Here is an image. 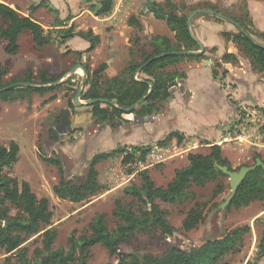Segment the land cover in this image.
I'll use <instances>...</instances> for the list:
<instances>
[{
	"label": "trees",
	"instance_id": "obj_1",
	"mask_svg": "<svg viewBox=\"0 0 264 264\" xmlns=\"http://www.w3.org/2000/svg\"><path fill=\"white\" fill-rule=\"evenodd\" d=\"M149 6L153 15L158 19H163L170 31L174 33L175 41L172 43L167 36H153L149 44L151 51L142 52L139 61L132 60L119 75L112 78L102 80L101 72L105 64L92 71L80 98L85 101L93 100L90 112L96 123L114 122L121 118L123 113H134L141 117H150L160 113L171 98L170 87L175 85L178 79L186 77L185 72L169 68L185 59L200 61L205 57L204 54L180 55L176 53L182 50L196 51L199 46L191 38L187 26L188 14L182 12L173 0H164L163 3L151 2ZM35 8L37 7H32V9ZM112 8L113 0H100L89 6V10L96 16L106 15ZM208 9L198 10V15L210 16L203 12ZM209 11L221 12L213 5ZM223 16L232 20L238 29L241 28L248 34L246 35L241 29L238 32L224 31L221 34L225 41L237 45L240 52L248 59L253 71L264 72V32H254L250 27L252 22L247 25L237 16L231 14ZM210 17L216 21L223 20L217 15ZM0 19L5 23L0 27V38L5 41L4 50L7 54L15 55L18 52L19 36L25 31L31 34L36 47L42 48L54 42L49 31L51 29L45 31L42 25L31 16L22 15L18 9L1 1ZM58 22L56 26L64 25V21ZM127 22L129 25L141 27L133 15L128 18ZM60 30L62 31L58 34L62 43L65 39L77 35L90 43L89 49L91 50L99 42V37L91 29L74 31L73 27H69ZM252 35L258 36L262 42L256 41ZM161 54L164 55L152 59ZM221 59L231 64L238 62L237 57L232 53L224 54ZM84 68L89 74V69L86 66ZM7 73L8 71L0 65V101L2 102L14 100L23 93L43 95L53 91L60 87L61 83L58 81L64 74L51 77L46 72L40 71L37 80H33V73L28 70L23 78L13 77L6 81ZM17 82H29L32 85L11 86ZM149 82L152 84L151 88ZM8 86L11 87L3 90ZM69 91L73 96L68 100V107L73 108L75 106L73 98L77 90L71 88ZM260 110L264 114V108ZM55 122L59 123L58 116L55 117ZM174 136L181 138L179 133L172 132L165 140H161L160 144ZM50 138L57 139L53 130L50 131ZM138 149V147H133L130 152L116 149L112 153L94 155L81 181L66 178L58 160L45 158L47 162L57 166L60 174L59 182L52 187L53 193L59 199L74 203L82 202L100 193L103 186L98 181L96 165L120 153H124L121 163L131 165L136 162L135 154L138 151H140V158L143 159L147 150ZM18 152L19 147L14 141H11L8 146L0 145V250L5 255L4 262L1 264H86L89 250L95 245L104 247L110 255L120 256L116 264H229L225 261V257L240 252L244 245V236L251 231L249 225L238 227L224 233L219 238L206 240L199 247L183 249L172 246L160 255L122 253L119 250V245L135 232L149 234L160 230L164 235H172L175 232L176 229L168 222L167 211L161 209L156 204V200L181 206L193 199V186H204L218 177L225 176L215 167V163L228 165L229 169H232L229 162L222 157L220 146L213 145L206 155L189 153L187 166L176 169L174 177L164 188L155 186L146 169L140 170L138 172L140 184L126 186L123 189L127 195H131L133 200L137 201V204L115 201V208L112 211V217L115 220L113 229L108 228L106 215L98 212L91 218L85 232L78 237L72 234L68 238L66 249L54 248L57 232L49 228L53 214L49 208L48 199L45 197L38 199L26 181L19 183L16 178L7 173V170L18 161ZM258 157L261 156L256 154L254 161ZM132 171L130 168L127 169V173ZM216 190L220 193L223 185L218 184ZM254 201H264V169L262 167L246 175L227 209L246 207ZM204 220L205 216L201 211L195 207L191 208L182 221V229L190 231ZM36 235L40 237V246H35L30 255L29 245H26V242ZM34 242L37 243L38 240L34 239ZM263 255L264 232L259 243V259Z\"/></svg>",
	"mask_w": 264,
	"mask_h": 264
},
{
	"label": "rangeland",
	"instance_id": "obj_2",
	"mask_svg": "<svg viewBox=\"0 0 264 264\" xmlns=\"http://www.w3.org/2000/svg\"><path fill=\"white\" fill-rule=\"evenodd\" d=\"M5 2L13 8L18 9L20 14L31 16L34 20L38 21L45 31H50L54 42L49 45L39 48L33 43L32 36L29 32L25 31L19 36V50L15 55L7 54L4 50L5 41L0 38V65L7 71L5 80L11 78H23L28 70L33 73V80H37L40 71H44L49 76L58 75L59 72L69 69L66 67V52L63 43L60 42L58 32L55 27L58 21H64L62 29L73 27L74 31L93 29L92 26L97 28L99 32L105 37V24L97 20H93L91 14L85 15L81 20H73V17H80L84 10L89 9L92 3L99 2L100 0H0ZM117 0H113L114 5ZM129 0H125L128 2ZM182 12L188 16L198 10H203L212 7V5L221 11L219 14L237 16L243 23L249 24L251 29L255 32H264V0H173ZM124 2V3H125ZM37 7L32 9V7ZM114 7V6H113ZM51 8H55L53 11ZM151 7L149 6V9ZM208 9V10H209ZM93 14V12L91 11ZM150 12H146L148 15ZM140 7L137 8V15L141 16ZM135 15V14H131ZM210 15V14H207ZM212 16V15H210ZM210 16H199L204 20H215ZM130 17V16H129ZM79 19V18H78ZM226 20V19H223ZM161 19L155 23V33L168 34L173 43V36H170V31L167 29L165 23L161 24ZM97 23V24H96ZM198 27L199 22H194ZM5 23L0 19V27ZM148 25V22H146ZM224 28H229L231 32H238V27L227 22L223 23ZM161 27V28H160ZM149 25L146 26V31ZM207 35L210 36L212 41L217 45H221V37H219L215 29L208 27L206 29ZM155 36L154 34H144V30L140 27H134L130 34V41L133 44L131 48L132 59L138 61L141 59L142 52H150V39ZM167 36V35H166ZM253 38L262 42L261 39L252 35ZM107 37V36H106ZM78 40L85 43V41L78 38ZM106 41V38H105ZM75 42V40L73 41ZM207 59L216 61L217 58L214 54H207ZM209 59V60H210ZM133 60V61H134ZM49 61V63L45 62ZM194 60H183L177 65L170 67L171 70L185 71L188 64ZM248 61L240 56L239 63L234 67L240 68L238 70L244 75V81L248 84L254 83L261 84L264 88V74L262 76L255 75L250 72ZM73 65V64H72ZM89 68V64H86ZM43 67L42 70L40 68ZM90 69V68H89ZM190 71V70H189ZM194 77L188 83L195 84L199 80L209 78L211 74L210 68L201 66L200 69L193 68ZM215 72L218 77L221 76L225 86H237V80L230 76L229 70L223 67H215ZM69 71L64 75V78L58 82L61 83L60 87L49 91L43 95L36 93L20 94L16 99L7 101L8 103L0 101V145L8 146L10 140H15L19 145L18 161L7 173L17 179L19 183L27 181L31 190L35 193L38 199L47 198L49 201V208L52 211L51 225L49 228L55 229L57 236L54 242V248H67L68 238L73 234L75 237L80 236L88 229V224L95 213H104L106 215V222L109 229L115 227V220L112 217V211L115 208V201L120 200L122 203L134 202L131 195L124 192V187L130 185H139L140 177L135 172L133 178L128 182H122L127 169H139L138 163L131 165H123L121 163L122 156H115L112 159L103 161L97 166L98 181L103 186V190L82 202L74 203L68 200L59 199L54 195L52 187L59 182L60 174L58 168L54 163L47 162V159L58 160L64 171L66 178L81 181L87 171L90 159L97 153L102 152V149H120L122 144H106L113 142L115 139L120 140L122 137L127 136L122 132L118 133L112 130L111 126L103 128L101 125L100 133L95 136L94 141L90 138V134L98 130L100 123L93 122L89 126L83 124H74V128L68 127L66 132H58V124L55 122V117L59 115V109H66L68 107V100L73 94L69 91L71 88H79L82 82L83 71L78 69V73L68 75ZM189 75V72H188ZM137 78V76H136ZM70 79L69 81H66ZM250 79H253L251 82ZM74 80V82L72 81ZM66 81V82H65ZM226 81V82H224ZM220 83L216 81L215 84ZM264 91V90H263ZM231 93V92H229ZM213 101L202 106L208 110L210 107L221 108L222 97H217L216 92H213ZM67 95V96H66ZM233 97V96H232ZM241 98H248L243 92ZM257 100L252 99L246 105L237 107L238 114L242 117L235 129L238 131L249 133L247 140L251 142L249 148L245 151L249 159L246 162H230L229 165L232 169H237L242 165H252L256 154H260L261 159L264 161V153L258 152L254 143L264 144V115L260 108H264V92L258 94ZM82 102L85 100L80 99ZM227 96L224 98V106L227 109ZM230 103V102H229ZM75 105V104H74ZM231 105V104H230ZM231 108V106H230ZM70 109V108H69ZM89 108L87 105H75L70 109V113L74 118L79 121H84ZM223 115L225 112L222 109ZM72 117V116H71ZM156 117V116H155ZM231 121V119H230ZM142 122V120H141ZM232 122V121H231ZM140 123V122H138ZM164 122H162V125ZM137 124V123H136ZM160 124L156 125L154 122H146L142 124L141 129L145 135H149L153 131H157ZM245 128L248 131L243 130ZM54 131L57 139L50 138V131ZM67 133V134H65ZM235 135V132L231 133ZM73 135H76L74 137ZM129 135V134H128ZM128 140H132L129 138ZM234 140L233 138L229 141ZM206 142V141H205ZM204 143V141H203ZM233 143V142H230ZM204 145V144H203ZM129 152L132 149L128 148ZM236 150V151H235ZM227 149L230 160H235L238 156L237 149ZM206 155L209 153L208 148H199L196 152ZM225 156V155H224ZM227 158V156H226ZM187 157H179L178 161H173L169 164H155L152 169L147 170L150 178L156 187H166V185L174 177L176 169H181L187 166ZM161 165V166H160ZM222 184L223 190L217 192V185ZM107 190V191H106ZM193 199L184 203L181 206L166 203L161 200H156V204L163 210L167 211V219L171 226L176 230L172 235H164L160 230L153 231L149 234L143 232H135L127 238V240L119 245V250L122 253L136 252L141 255L152 254L160 255L168 248L177 246L183 249H190L192 247H199L206 240L219 238L224 233L230 232L235 228L249 225L251 231L244 236V245L240 252L229 254L225 257V261L229 264H246L248 256L251 255L250 264H258L259 257V243L264 232V216L254 221L255 208H264V201H254L253 206L221 209L219 205L225 200L230 193L228 185V177H218L216 180L207 183L204 186H193ZM196 208L201 211L205 216L203 223L190 231L182 229V221L191 208ZM37 239L38 242L33 240ZM29 245V254L35 246H40V237L37 235L32 237L26 242ZM3 252L0 250V264L4 262ZM120 256L110 255L107 250L100 246L95 245L90 248L89 255L86 259V264H116ZM74 264V263H72Z\"/></svg>",
	"mask_w": 264,
	"mask_h": 264
},
{
	"label": "crops",
	"instance_id": "obj_3",
	"mask_svg": "<svg viewBox=\"0 0 264 264\" xmlns=\"http://www.w3.org/2000/svg\"><path fill=\"white\" fill-rule=\"evenodd\" d=\"M124 2L125 0H117L115 5L113 2L114 7L106 15L96 16L94 13L92 14L89 9H86L83 13H81L80 17L71 18V21L75 19L79 21L84 18L85 15L87 16L88 14H91L93 20H97V23L101 21L105 24L106 33L103 32V34H105V37L103 36L102 38V35L99 32V26L97 25V28L92 26L93 29L91 30L95 35L99 37V42L91 50L89 49L90 43L77 35H73L65 39L63 43V47L65 50L63 51V53H67L65 65L69 69L62 72L60 71L58 75L64 73L62 77L64 78V75L69 71L68 75L70 76V74H72L70 73V70L78 63L82 64L83 67H87L86 64H89L88 66L90 69L87 67L89 69V74H87V80L90 77L92 71L103 64H105V68L101 72L102 80L119 75L128 66V64L132 60H134L132 59V57L134 56L132 55L131 51V48H133V44L130 41V34L132 32V29H134V27L136 26L129 25L127 22L129 16H132L131 14H135L134 16L139 21L141 28L144 30V34L146 33L150 35L154 34L160 36L167 35V37L171 40L168 35L169 33L164 35L162 33L158 34L159 31L157 32V30L155 33V22L160 19L156 18L153 15L152 11H150L149 9V4L151 2L163 3L164 0H129L128 2ZM139 7L142 13L141 16L137 15V8ZM148 10L150 13L146 15V12H148ZM196 20H198L199 22L198 27L194 25V22ZM146 22H148L149 25V29L147 31L146 26L148 25H146ZM160 22L161 24L165 23L163 19H161ZM224 22L229 23L230 26L232 24L228 20H204L199 18L198 13L192 18V31L204 46V58L207 59V54H214L217 60L213 61L209 58L212 63L207 65L202 63V59L200 61L194 60V62L188 64L186 70L183 71L185 72L186 77L178 79L176 81V84L170 87L169 92L171 93V98L168 100L165 108L160 113L150 117L148 116L149 119L147 121L142 120L141 122V120H138V122L140 123L137 122V124L133 123L132 117L134 113H123L121 114V118L117 119L114 122L100 123V125L98 126V130L90 134L91 136L89 139H93L92 141H94L95 136L100 133L102 124H104L103 128L111 126L113 131H116L118 133L122 132L124 135H127L122 137L120 140L115 139L113 142L106 144H122V147L120 148L122 152L126 150L128 151V148L133 149V147H138V150L147 149L145 155H143V159L140 158V151L135 154V163H138L141 166L140 170L152 169L155 164H169L173 161H178L179 157H188L189 153L196 152L197 150H199V148L210 149V147L213 145L220 146L222 157L228 162H235L236 164H239L240 162H246V160L249 159V156L246 155L245 151L249 148L251 142L247 140V136H249V133H246V136L244 131L240 132L238 131V129H235L238 126L236 122H240L242 118L238 114V111H235L237 110V107L241 105H246L249 102H253V98L257 100L256 98L258 94L264 92V88L261 87V84L256 85V79L259 78L258 76L254 79L255 84H248L247 81H244L243 79L244 75H242L238 71L240 70V68L234 67L236 64H231L229 62L222 61L221 58L226 53L234 54L238 59L237 63H239L240 56L246 59V57L240 52L236 44H233L232 42H226L223 38L221 34L222 32H231L229 28H224ZM61 27L62 26H57L55 28L60 30L62 29ZM208 27L214 28L216 34L221 37V45H217L216 43H214L210 36L207 35L208 31L206 29H208ZM167 29L170 31L168 27ZM170 36H173V40L175 41L174 33L172 31H170ZM78 38L85 41V43L78 40ZM74 40L75 42H73ZM246 60L248 61V59ZM45 62L49 63V61ZM203 65L210 68V77L199 80L193 85L188 83L190 80H192V78H196L194 77V75H192L193 68L200 69V67ZM216 65L223 67L226 70H229L230 76H233L237 80L238 84L236 87L230 86L228 84L225 86L224 84H222V77H218L217 73L215 72ZM247 66H249V70L253 74V76H255L256 74L262 76V74H264V72L258 73L253 71L251 69L249 61ZM42 69L43 67L40 68V70ZM78 69L75 70L76 73H78ZM250 80L251 82L253 81V79ZM72 81L74 82V80ZM216 81H219L220 83L215 84ZM213 92H216L217 97L224 96L222 98L221 108H218L216 106L210 107L208 110H206L202 105L213 101ZM243 92H245L246 95H249V97L241 98L240 96ZM226 96L227 109L224 106V98H226ZM88 108L89 112L87 113V116L84 121L78 122V119L74 118L73 115L70 113L71 121H73L74 124L79 123L83 124L84 126H89L91 122H93V119L90 112L91 107L88 106ZM222 109L226 111L225 115H223ZM61 110L62 108L59 109V113ZM230 119L232 122L230 121ZM119 120H121V122H118ZM150 121L154 122L156 125L160 124V128L157 131H153L149 135H145L143 133V130L141 129L142 124ZM162 122H164V125H162ZM74 124L72 123V129L75 126ZM243 130L248 131L245 128H243ZM172 132L179 133L181 138L179 139L174 136L166 140L165 143L160 144V141L165 140V138ZM232 132H235V135H232ZM73 136L76 137V135ZM129 138H132V140H128ZM232 138L234 140L229 141ZM10 141H14L15 143H17L13 139H11ZM254 144L259 153H264V144ZM227 149L230 150L229 152H231V150L233 149H237L238 156L235 160H230L229 153L226 152ZM108 150L109 149L106 148L102 149V152L100 153H112L114 150H116V148L111 149L110 151ZM119 155L123 158L124 153L116 154L103 161H107ZM101 162H99L98 164H100ZM98 164L96 165V170ZM140 170L136 169L133 170L131 173L126 172L125 176L123 177L124 180L122 182L128 183L133 178L134 173L136 172L138 174ZM254 203L255 202H251L248 206H253ZM248 206H246V208ZM254 211H256V214H254L253 216L254 221L264 216V208L259 210L258 208H255ZM250 258L251 255L248 256L246 262L250 261ZM258 262V264H264V255L258 260Z\"/></svg>",
	"mask_w": 264,
	"mask_h": 264
},
{
	"label": "water",
	"instance_id": "obj_4",
	"mask_svg": "<svg viewBox=\"0 0 264 264\" xmlns=\"http://www.w3.org/2000/svg\"><path fill=\"white\" fill-rule=\"evenodd\" d=\"M147 10V9H146ZM206 12L210 15H217L218 17H221L223 19L228 20L229 22H231L233 25H236L232 20H229L228 18H226L225 16H223L222 14L219 13H215L214 11H203ZM199 13V11H194L192 12L187 19V26L191 35V38L193 39V41H195L197 43V45L199 46V49L196 51H189V50H182L180 52H176L177 54L180 55H200V54H204V46L203 44L199 41V39L194 35L193 31H192V27H191V20L192 18ZM241 29V28H239ZM242 30V29H241ZM246 35H248L244 30H242ZM164 54L161 55H157L155 57H153L152 59H156L159 58L161 56H163ZM150 59V60H152ZM202 63L207 65V64H211L212 61L209 59H202ZM80 68L83 71V78H82V82L81 85L79 86V88L77 89V92L73 98V103L75 105H88L90 106L93 103V100L89 99L86 100L84 102H82L80 100V94L81 92L84 90L86 82H87V72L85 71V68L82 66V64L78 63L76 66H74L71 70L70 73H74V71L76 69ZM31 86L32 84L29 82H17L12 84L11 86ZM150 88L152 86L151 82H149ZM5 87L3 90L8 89L9 87ZM133 123H137L138 120H145L147 121L149 119L148 116H144L141 117L137 114L133 115ZM118 122H121V120H119ZM68 127H72V121L70 119V109L66 108V109H62L59 113V124H58V132L59 133H64L66 132ZM215 167L226 177H228V185L230 188V193L229 195L225 198V200L219 205V207L221 209H225L231 202L232 198L234 197L239 185L241 184V182L243 181V179L246 177V175L259 167H262L264 169V162L262 161L261 157H258L255 159L254 163L252 165H242L238 170L236 169H229L228 165H219L218 163H215Z\"/></svg>",
	"mask_w": 264,
	"mask_h": 264
},
{
	"label": "built area",
	"instance_id": "obj_5",
	"mask_svg": "<svg viewBox=\"0 0 264 264\" xmlns=\"http://www.w3.org/2000/svg\"><path fill=\"white\" fill-rule=\"evenodd\" d=\"M129 151V150H128Z\"/></svg>",
	"mask_w": 264,
	"mask_h": 264
}]
</instances>
